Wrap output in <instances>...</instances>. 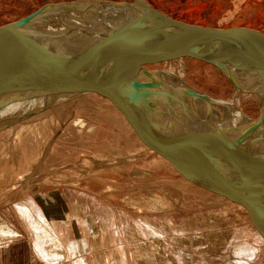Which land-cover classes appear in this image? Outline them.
<instances>
[{"label": "rangeland", "instance_id": "rangeland-1", "mask_svg": "<svg viewBox=\"0 0 264 264\" xmlns=\"http://www.w3.org/2000/svg\"><path fill=\"white\" fill-rule=\"evenodd\" d=\"M81 1L89 0H0V26L46 4ZM146 1L188 23L264 32V0ZM58 13L28 29L83 24L70 11ZM152 70L178 89L235 100L236 110L257 116V99H239L241 91L210 65L183 59ZM179 98L186 107L195 97ZM0 223L15 228L6 236L47 240L55 260L65 247L81 264H264V243L245 223L174 174L96 95L0 118ZM78 224L86 226L83 243Z\"/></svg>", "mask_w": 264, "mask_h": 264}, {"label": "water", "instance_id": "water-1", "mask_svg": "<svg viewBox=\"0 0 264 264\" xmlns=\"http://www.w3.org/2000/svg\"><path fill=\"white\" fill-rule=\"evenodd\" d=\"M85 2L107 6L78 27L61 54L52 43L40 41L49 31L28 29L60 10L82 18L76 7ZM113 21L122 24L94 45L101 28ZM183 59L216 68L236 89L253 95L257 116L225 134L186 131V108L179 96L213 99L188 87L178 89L163 80V71L152 70ZM262 92L264 32L188 23L146 0L46 4L0 26V112L36 101L96 95L144 148L184 182L223 204L264 243V157L242 148L258 131H248L251 125L263 124Z\"/></svg>", "mask_w": 264, "mask_h": 264}, {"label": "bare ground", "instance_id": "bare-ground-1", "mask_svg": "<svg viewBox=\"0 0 264 264\" xmlns=\"http://www.w3.org/2000/svg\"><path fill=\"white\" fill-rule=\"evenodd\" d=\"M106 6L107 3L85 2L83 4H79L76 9L82 15L83 19L81 21L84 23V21L87 20L92 13L97 10L106 9ZM121 24L122 23L117 21L105 24L99 31L94 41V45L98 44L104 37H106L108 32L119 28ZM78 27H63L56 32H46L40 41L52 43V47L54 49L53 51L57 54H61L69 44L72 36H74V34L78 31ZM240 93L242 94L239 95V99L247 100L252 98V95L250 94H246L242 91ZM262 93L264 94V92ZM48 103V101H36L24 105H18L0 112V118H6L16 113L42 108L48 105ZM235 103V100L200 101L195 98H191V101H189V104L187 103L185 107L186 113L184 127L186 131L197 134H205L215 131L225 134L235 131L239 125L248 119L241 111L236 110L234 107L236 105ZM252 130L258 131L243 142L242 148L246 149L252 155L264 157V124L260 121H256L251 125V128L248 131Z\"/></svg>", "mask_w": 264, "mask_h": 264}, {"label": "crops", "instance_id": "crops-1", "mask_svg": "<svg viewBox=\"0 0 264 264\" xmlns=\"http://www.w3.org/2000/svg\"><path fill=\"white\" fill-rule=\"evenodd\" d=\"M65 225V224H64ZM68 227V226H66ZM69 229V228H67ZM14 231L12 225L0 223V264H81L82 261L71 262L70 251L68 253L63 248L62 256L55 260L53 249L47 240H26L20 238H12L7 231ZM79 243L86 240V235L82 231L86 230V226L78 224ZM7 233L6 235H4ZM69 248L72 247V242H67ZM68 254V256H66Z\"/></svg>", "mask_w": 264, "mask_h": 264}, {"label": "trees", "instance_id": "trees-1", "mask_svg": "<svg viewBox=\"0 0 264 264\" xmlns=\"http://www.w3.org/2000/svg\"><path fill=\"white\" fill-rule=\"evenodd\" d=\"M219 28H223V27H219Z\"/></svg>", "mask_w": 264, "mask_h": 264}]
</instances>
